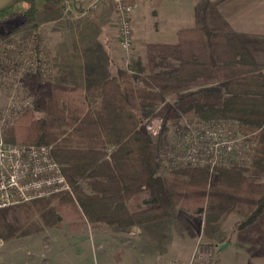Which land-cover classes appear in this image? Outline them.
I'll return each mask as SVG.
<instances>
[{
    "label": "trees",
    "instance_id": "1",
    "mask_svg": "<svg viewBox=\"0 0 264 264\" xmlns=\"http://www.w3.org/2000/svg\"><path fill=\"white\" fill-rule=\"evenodd\" d=\"M37 1L16 0L14 5L23 4L25 10L12 6L0 12V21L16 17L32 25L38 49ZM40 1L65 7L68 0ZM71 1L76 6L78 1ZM195 86L202 88L188 112L203 122L234 119L244 133L255 134V166L264 172V75L256 72L251 52L236 33L184 29L177 44H148L146 62L132 61L85 92L61 86L35 92L32 107L16 121L19 134L12 130L6 140L16 144L21 135V144L52 146L72 193L57 194L36 209H0V239L32 233L36 222L29 213H41L53 202L49 226L64 209L78 206L82 219L120 228L169 218L186 202L208 200L211 210H223L248 201L257 212L264 209V184L245 178L237 167L223 169L216 186H210L206 169L160 175L145 120L168 97Z\"/></svg>",
    "mask_w": 264,
    "mask_h": 264
},
{
    "label": "rangeland",
    "instance_id": "2",
    "mask_svg": "<svg viewBox=\"0 0 264 264\" xmlns=\"http://www.w3.org/2000/svg\"><path fill=\"white\" fill-rule=\"evenodd\" d=\"M77 1L75 5L79 6L88 2L86 9L88 6L90 9H98L102 4H110L116 13L112 2ZM155 1L159 3L160 0ZM186 1L194 3V21L191 24L192 28H197L206 25L215 17L211 8L213 3H226L229 0ZM15 2L16 0H0V12L12 6L19 11L25 10V5H14ZM71 2L68 0L65 7H50L43 1H37L40 11L37 23L40 36L38 49L35 47L32 25L21 24L16 17L0 21V131L6 142L10 131L14 130L19 134L16 121L22 112L32 107L37 90L57 86L76 88L65 83L69 77L72 79V68L57 69L51 60L52 48L63 44V40L75 29L72 17L74 12L68 9L72 7ZM257 2V18L263 20L264 0ZM248 3L249 0H242L244 8ZM140 4L135 11L140 8ZM149 9L154 31L157 34L161 30L169 31L166 22L168 16L155 6ZM240 38L246 46L242 36ZM110 41L112 52L121 66L120 68L115 63L112 64L115 68L111 69V73L115 72L116 75L118 69L127 68L132 61L140 59L146 62L147 45L152 44L145 41L141 45H135L132 40L130 49L123 50L118 40ZM254 43V52L246 47L256 62V72L264 75V62L261 66L257 61V57L262 56L259 53L264 50V41L261 37H256ZM60 81L65 85H61ZM201 88L195 86L168 97L157 113L150 117L163 116L170 127L160 138L153 140V152L161 164L160 175L169 177L180 170L206 169L210 174V186H216L221 180L223 169L237 167L245 178H253L258 184H264V172H258L255 166L257 150L249 164L237 163L232 167H219L214 171L191 167L166 170L161 154L165 147L174 144L178 128L185 129L201 121L187 110L188 106L195 103ZM251 135L257 142L258 149V139L255 134ZM22 140L21 135H18L16 144L23 143ZM50 201L51 198L41 199L3 210L10 212L24 209L25 206L36 209L43 204L49 205ZM55 205L56 202H53L50 206H45L41 213L35 212L33 215V210L29 213L36 222L31 228L32 233L10 240L0 239V264H137L139 261L152 264H264V209L257 212L258 206L252 208L248 201L223 210H211L208 200L202 203L186 202L182 207H178L171 217L141 226L144 236L132 230L126 239L121 237V234L127 228L90 223L82 219V209L79 206L64 209L60 218L49 226L48 222L52 220L51 209ZM152 229L158 231L159 236L151 240L149 231Z\"/></svg>",
    "mask_w": 264,
    "mask_h": 264
},
{
    "label": "built area",
    "instance_id": "3",
    "mask_svg": "<svg viewBox=\"0 0 264 264\" xmlns=\"http://www.w3.org/2000/svg\"><path fill=\"white\" fill-rule=\"evenodd\" d=\"M100 1L114 4L119 46L129 50L134 35L131 15L140 0L97 2ZM166 122L163 116L145 121V127L153 140L170 129ZM176 134L174 144L165 147L161 154L167 171L184 167L214 171L237 163L249 164L256 155L257 142L253 135H245L240 123L234 119L197 121L185 129L178 128ZM61 193H72V187L62 165L53 156L52 146L8 143L0 131V209Z\"/></svg>",
    "mask_w": 264,
    "mask_h": 264
},
{
    "label": "crops",
    "instance_id": "4",
    "mask_svg": "<svg viewBox=\"0 0 264 264\" xmlns=\"http://www.w3.org/2000/svg\"><path fill=\"white\" fill-rule=\"evenodd\" d=\"M155 2V0H140V8L131 15L134 27L133 42L135 45H141L145 41L146 43L177 44L180 31L193 27L191 23L194 21V3L186 0H160L159 3ZM249 2L246 8L243 7L242 0H229L226 3L217 1L213 3L211 8L212 12L215 13V17L211 18L206 25L198 26L197 28L234 32L239 36L241 35L246 46L254 52V38L261 37L264 41V19L259 20L257 18V0H249ZM87 3L83 4V6L77 4L76 6L68 7L75 14L72 16L75 29L70 36L63 40L64 45L60 44L58 47L56 45L52 48L51 57L57 69L72 68V79L69 77L65 83L82 91L98 85L105 79L116 76L115 72L111 73V69L115 68L112 65L113 63L121 68L118 58L115 57L110 45V40H118L119 43L116 13L110 4H102L98 9H90L88 6L86 9ZM153 6L168 16L166 22H168L167 29L169 31L161 30L158 34L154 31L152 15L149 9ZM94 11L96 12L90 14V12ZM70 41L71 43H69ZM262 47L264 48V46ZM259 54L262 56H258L257 61L261 65L264 62V50ZM62 81H60L61 85H65V83L62 84ZM143 225L145 224L127 228L121 234V237L126 239L132 230H136L139 235L144 236L143 228H141ZM155 231V229L149 231L151 240L155 236H159V232ZM137 264L152 263L139 261Z\"/></svg>",
    "mask_w": 264,
    "mask_h": 264
}]
</instances>
